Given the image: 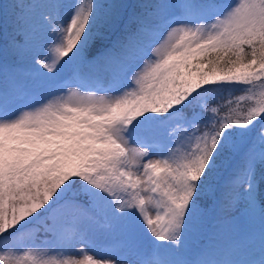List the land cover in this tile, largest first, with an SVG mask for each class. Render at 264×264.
<instances>
[{"label": "snow or ice", "instance_id": "snow-or-ice-1", "mask_svg": "<svg viewBox=\"0 0 264 264\" xmlns=\"http://www.w3.org/2000/svg\"><path fill=\"white\" fill-rule=\"evenodd\" d=\"M0 264H264V0L0 2Z\"/></svg>", "mask_w": 264, "mask_h": 264}, {"label": "rangeland", "instance_id": "rangeland-1", "mask_svg": "<svg viewBox=\"0 0 264 264\" xmlns=\"http://www.w3.org/2000/svg\"><path fill=\"white\" fill-rule=\"evenodd\" d=\"M0 2H3V0H0Z\"/></svg>", "mask_w": 264, "mask_h": 264}]
</instances>
